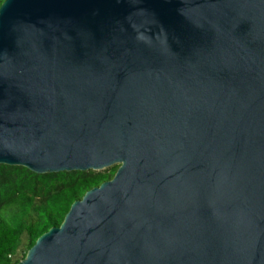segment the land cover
Wrapping results in <instances>:
<instances>
[{
  "label": "water",
  "instance_id": "water-1",
  "mask_svg": "<svg viewBox=\"0 0 264 264\" xmlns=\"http://www.w3.org/2000/svg\"><path fill=\"white\" fill-rule=\"evenodd\" d=\"M0 164L118 166L17 264H264V0H4Z\"/></svg>",
  "mask_w": 264,
  "mask_h": 264
},
{
  "label": "trees",
  "instance_id": "trees-1",
  "mask_svg": "<svg viewBox=\"0 0 264 264\" xmlns=\"http://www.w3.org/2000/svg\"><path fill=\"white\" fill-rule=\"evenodd\" d=\"M117 167L36 175L0 164V264L20 262L40 235L62 224L74 199L111 179Z\"/></svg>",
  "mask_w": 264,
  "mask_h": 264
},
{
  "label": "rangeland",
  "instance_id": "rangeland-1",
  "mask_svg": "<svg viewBox=\"0 0 264 264\" xmlns=\"http://www.w3.org/2000/svg\"><path fill=\"white\" fill-rule=\"evenodd\" d=\"M102 171V170H101Z\"/></svg>",
  "mask_w": 264,
  "mask_h": 264
}]
</instances>
